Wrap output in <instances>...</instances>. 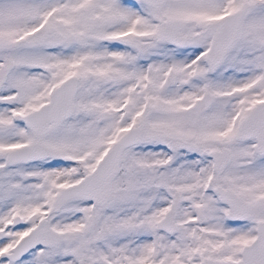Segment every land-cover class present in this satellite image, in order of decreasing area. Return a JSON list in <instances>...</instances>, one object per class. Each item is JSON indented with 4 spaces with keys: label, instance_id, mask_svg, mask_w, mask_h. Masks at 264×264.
<instances>
[{
    "label": "snow or ice",
    "instance_id": "obj_1",
    "mask_svg": "<svg viewBox=\"0 0 264 264\" xmlns=\"http://www.w3.org/2000/svg\"><path fill=\"white\" fill-rule=\"evenodd\" d=\"M0 264H264V0H0Z\"/></svg>",
    "mask_w": 264,
    "mask_h": 264
}]
</instances>
